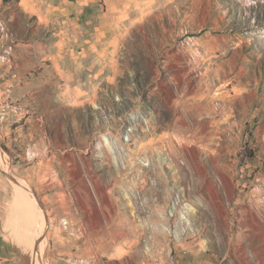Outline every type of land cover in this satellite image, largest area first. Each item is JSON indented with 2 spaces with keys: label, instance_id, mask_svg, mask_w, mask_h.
I'll list each match as a JSON object with an SVG mask.
<instances>
[{
  "label": "rangeland",
  "instance_id": "rangeland-1",
  "mask_svg": "<svg viewBox=\"0 0 264 264\" xmlns=\"http://www.w3.org/2000/svg\"><path fill=\"white\" fill-rule=\"evenodd\" d=\"M12 1L0 63L18 38L36 59L0 94V168L42 182L16 180L37 198L29 264H264V0H94L49 21ZM40 152L69 162L63 207L42 201Z\"/></svg>",
  "mask_w": 264,
  "mask_h": 264
},
{
  "label": "crops",
  "instance_id": "crops-1",
  "mask_svg": "<svg viewBox=\"0 0 264 264\" xmlns=\"http://www.w3.org/2000/svg\"><path fill=\"white\" fill-rule=\"evenodd\" d=\"M12 2L13 13L36 15L40 20L49 21L54 20L58 13L72 14V16L81 13L78 7H83L84 2L94 3V0H13ZM81 29L79 25V27H69L68 31L72 30L75 34H78ZM71 39L68 38L67 40L68 46L72 42ZM85 43H90L91 46H94L93 39L82 41V44ZM35 57L33 40L30 38H18L10 59L0 63V94L3 92L11 93L15 91V87L26 88L19 86L17 81L30 72V65L35 64ZM39 155V159L45 161L43 168L37 166L40 171H43V177L45 178V182L42 185L49 188L45 196L40 198L45 204L55 203L57 206L63 207L66 204L64 202L66 199L61 195L63 191L62 184L66 181L67 174L66 171L64 175L60 174L57 168L65 170L69 162L65 159L55 161L57 154L50 152H40ZM76 160L75 157L70 158L71 165L78 166ZM10 172H8V169L0 168V264H29V254L34 246L32 245L31 247L30 242L33 235L34 242L36 240L37 220L34 224L32 197L24 189L18 188L13 180L23 178L37 192L40 190L39 185L42 182L41 179L33 182L32 175L28 170L20 171L13 167ZM51 233H53L55 238L59 237L58 231L53 230ZM36 250V257L42 254L40 245L36 246ZM36 257L35 263L37 261Z\"/></svg>",
  "mask_w": 264,
  "mask_h": 264
},
{
  "label": "water",
  "instance_id": "water-1",
  "mask_svg": "<svg viewBox=\"0 0 264 264\" xmlns=\"http://www.w3.org/2000/svg\"><path fill=\"white\" fill-rule=\"evenodd\" d=\"M18 186H20L22 189H24V190H31V189H29V187L28 186H26V185H23V184H20L18 181H16V180H13ZM32 191V190H31ZM32 194H31V196L34 198V199H37L36 198V196L34 195V192L32 191L31 192Z\"/></svg>",
  "mask_w": 264,
  "mask_h": 264
},
{
  "label": "built area",
  "instance_id": "built-area-1",
  "mask_svg": "<svg viewBox=\"0 0 264 264\" xmlns=\"http://www.w3.org/2000/svg\"><path fill=\"white\" fill-rule=\"evenodd\" d=\"M11 46H12V44L6 45L5 48H10ZM0 52H3V51H0Z\"/></svg>",
  "mask_w": 264,
  "mask_h": 264
},
{
  "label": "bare ground",
  "instance_id": "bare-ground-1",
  "mask_svg": "<svg viewBox=\"0 0 264 264\" xmlns=\"http://www.w3.org/2000/svg\"><path fill=\"white\" fill-rule=\"evenodd\" d=\"M230 183H231V182H230ZM42 216H43V215H42V214H40V219H41V220H42Z\"/></svg>",
  "mask_w": 264,
  "mask_h": 264
}]
</instances>
